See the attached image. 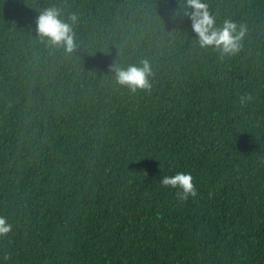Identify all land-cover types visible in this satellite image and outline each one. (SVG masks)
I'll return each mask as SVG.
<instances>
[{"label":"trees","instance_id":"trees-1","mask_svg":"<svg viewBox=\"0 0 264 264\" xmlns=\"http://www.w3.org/2000/svg\"><path fill=\"white\" fill-rule=\"evenodd\" d=\"M201 2L237 51L187 0H0V264H264V0ZM178 171L195 197L160 185Z\"/></svg>","mask_w":264,"mask_h":264},{"label":"clouds","instance_id":"clouds-1","mask_svg":"<svg viewBox=\"0 0 264 264\" xmlns=\"http://www.w3.org/2000/svg\"><path fill=\"white\" fill-rule=\"evenodd\" d=\"M187 5L194 9L190 19L192 28L197 33L201 46H216L222 48L224 53H234L238 50L239 40L242 32L234 35L236 26L233 23L225 24L224 28L217 31L214 28V21L208 16L206 5L201 0H187ZM38 32L42 37L48 38L53 44L63 43L68 51L72 50L73 37L68 24L59 19V12L56 9H48L37 18ZM151 70L147 63L142 68L130 66L127 69L116 68V78L121 85H127L133 91L137 88L149 87L147 77ZM160 185L169 189H178L181 200H186L189 196H196V189L190 173L176 172L175 175H164L160 180ZM7 221L0 217V235L6 234L10 230Z\"/></svg>","mask_w":264,"mask_h":264}]
</instances>
